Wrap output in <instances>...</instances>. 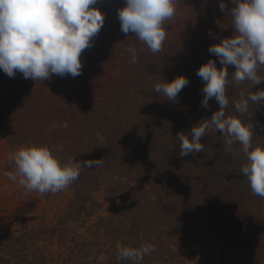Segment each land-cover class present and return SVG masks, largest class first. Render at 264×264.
Returning <instances> with one entry per match:
<instances>
[{
	"label": "trees",
	"instance_id": "16d2710c",
	"mask_svg": "<svg viewBox=\"0 0 264 264\" xmlns=\"http://www.w3.org/2000/svg\"><path fill=\"white\" fill-rule=\"evenodd\" d=\"M224 2L228 10L234 7L231 0ZM220 3L178 0L165 25L162 50L153 55L134 34L121 32L117 10L125 0H98L94 7L105 14V24L81 54V75L53 74L34 81L20 72L9 77L0 69V139L12 146L47 145L62 163L73 157L81 163L100 160L82 167L70 185L73 199L62 220L91 216L98 206L93 195L104 188L109 216L93 225L98 245L83 243L79 253L86 264H132L117 260V242L135 248L144 242L154 245L155 251L137 264H205L212 249L221 261L207 262L223 264L231 258L234 241L246 247L233 261L246 252L256 258L250 264H264V199L253 194L242 173L247 158L241 145H233L239 152L233 155L225 150V137L211 130L201 139L202 152L181 157L176 140L178 133L189 134L220 109L214 98L207 108L202 105L205 82L196 74L212 59L223 67L208 51L234 34L232 17L220 10ZM129 46L137 49V63H132ZM234 71L230 65L226 115L239 116L234 105L241 91L262 90L264 82L236 85ZM258 74L264 76V66ZM179 76L189 84L175 101L154 91L156 83ZM240 118L253 124V147H264V102H250L248 114Z\"/></svg>",
	"mask_w": 264,
	"mask_h": 264
},
{
	"label": "clouds",
	"instance_id": "9594fccd",
	"mask_svg": "<svg viewBox=\"0 0 264 264\" xmlns=\"http://www.w3.org/2000/svg\"><path fill=\"white\" fill-rule=\"evenodd\" d=\"M98 0H0V69L9 77L17 72L25 79L48 80L53 74L77 77L82 74L81 54L93 46L96 37L105 24V14L94 7ZM234 7L228 10L221 0L219 8L232 17L234 34L213 44L208 51L219 58L222 68L215 59L209 60L197 71L204 82L202 105L209 106L215 99L220 109L210 119L192 127L189 134L180 132L181 157L200 153L204 145L201 139L208 131L216 130L225 137L226 151L233 155L234 144L241 145L247 158L242 173L250 183L254 195L264 199V147H253V124L240 117L249 112V103L264 102V89L245 95L235 101L239 116L226 115L229 97L226 94L230 83L229 66H234L232 77L236 85L245 81L252 86L264 82L258 74L264 66V0H231ZM178 0H125V6L117 10L120 30L134 34L155 55L162 50L166 39L165 25L176 13ZM143 49H141L142 51ZM132 63H137V49L129 46ZM189 84L188 78L179 76L172 82L156 83L154 91L169 101H175L182 89ZM53 123L50 128L55 129ZM68 127V121L62 124ZM103 141L104 137L98 134ZM59 150H62V146ZM14 164L6 172L8 179L16 181L26 193L41 195L55 194L69 187L80 175L82 167L91 168L100 160L77 162L75 157L62 163L47 145H32L18 148L10 154ZM155 251L154 245L144 242L139 248L121 246L117 242V260H130L132 264Z\"/></svg>",
	"mask_w": 264,
	"mask_h": 264
},
{
	"label": "rangeland",
	"instance_id": "374dc122",
	"mask_svg": "<svg viewBox=\"0 0 264 264\" xmlns=\"http://www.w3.org/2000/svg\"><path fill=\"white\" fill-rule=\"evenodd\" d=\"M20 147L24 146H12L6 138L0 139V264H86L87 258L79 253L85 248L83 243L88 241L98 245L93 225L99 218L109 216L104 188L93 195L98 206L91 216L62 223L73 199L71 186L55 194H25L26 189L19 184V178L12 181L5 175L14 169V164L9 161L10 154ZM240 243H231V258L223 264H250L256 260L251 255L245 256V252L238 261H233L234 255L246 247V242L244 248ZM208 255L210 262L214 258L216 261L221 259L217 249L210 250ZM187 259L192 261L195 257ZM207 261L204 263L209 264Z\"/></svg>",
	"mask_w": 264,
	"mask_h": 264
}]
</instances>
